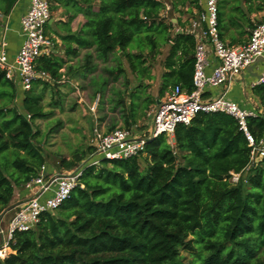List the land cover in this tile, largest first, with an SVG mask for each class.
Wrapping results in <instances>:
<instances>
[{
  "label": "trees",
  "instance_id": "16d2710c",
  "mask_svg": "<svg viewBox=\"0 0 264 264\" xmlns=\"http://www.w3.org/2000/svg\"><path fill=\"white\" fill-rule=\"evenodd\" d=\"M16 1L0 0V13L7 15ZM165 3L170 14H184L185 7L200 10L198 0L50 2L51 10L63 8L67 24L83 14L85 35L63 38L94 48V55H85V64L94 58L104 63L125 58L136 85L127 100L118 94L110 101L127 129L146 119L170 87L192 89L195 40L173 30L174 24H184L179 17L176 23L166 17ZM233 9L240 12L239 6ZM217 19L224 39L228 23L219 0ZM245 25L249 30L238 31L240 37L253 27L248 19ZM164 44L168 50L153 96L150 67ZM61 66L52 54L38 58L36 65L53 82ZM90 68L94 71L96 65ZM106 71L114 79L124 75L120 63ZM99 83L102 88L105 81ZM49 85L35 80L29 90L20 91L0 70V214L12 206L15 188L34 178L45 162L34 121L47 116L37 91ZM250 90L259 106L246 124L259 140L264 135V84ZM249 151L232 116L199 112L187 125L175 127L172 144L159 134L138 155L84 164L70 196L54 212H44L33 228L15 232L8 242L15 252L0 257V264H264V157L246 169ZM91 152L92 147L75 152L61 165L70 169ZM230 172L240 173L236 183L229 181Z\"/></svg>",
  "mask_w": 264,
  "mask_h": 264
},
{
  "label": "built area",
  "instance_id": "2783aa9c",
  "mask_svg": "<svg viewBox=\"0 0 264 264\" xmlns=\"http://www.w3.org/2000/svg\"><path fill=\"white\" fill-rule=\"evenodd\" d=\"M28 1L29 7L20 18L22 42L12 59H9L6 51L7 23H0V70L20 91L29 90L35 80L49 79V74L37 69L36 65L38 58L49 56L54 50V42L45 33V26L51 16L50 0ZM200 2V10L188 18L186 26L173 27L176 32L191 34L195 40L192 89L186 90L178 84L170 87L159 103L147 112L150 122L141 133L120 126L106 131L94 127L90 139L91 161L84 164L138 155L148 139L164 134L167 139L173 140L174 129L178 124L187 125L199 112L215 111L232 116L243 132L250 148L246 169L264 157V135L256 140L246 124V118L256 115L257 111L241 107L227 95L231 84L254 65L258 67V74L250 87L264 84V20L253 24L244 43L229 44L219 35L218 0ZM0 17L3 16L0 14ZM216 88L221 89L213 93ZM84 164L67 173L48 171L43 164L37 175L22 186L26 196L15 205L6 236H3L4 230L0 227V236L4 237L0 247L1 258L6 255L5 248L15 232L33 228L44 212H54L70 196L78 185ZM229 174V181L236 183L240 173Z\"/></svg>",
  "mask_w": 264,
  "mask_h": 264
},
{
  "label": "rangeland",
  "instance_id": "374dc122",
  "mask_svg": "<svg viewBox=\"0 0 264 264\" xmlns=\"http://www.w3.org/2000/svg\"><path fill=\"white\" fill-rule=\"evenodd\" d=\"M219 2L222 4L223 17L226 21L239 16V12L233 9L236 6H240L241 10L245 12H247V7L250 6L256 8L257 5H260L263 7L260 11L245 13V16L247 15L253 24L264 16V0H219ZM166 17L172 18L173 14L168 13ZM186 17H188L187 14ZM244 20V18L239 20L243 27L240 26V28H235V31H232L235 32V35L238 31L247 29L244 26L246 24ZM243 36H246V34L241 37ZM167 50L168 45L164 44L160 54L156 55V59L150 67L152 74V79L148 81L150 87H153V85L158 86L160 83L162 60ZM118 63L123 67L124 75H118L114 79L115 74H110L106 70L114 68ZM100 80L105 81L102 88L99 85ZM46 81L50 82V85L43 87L41 91L40 89L37 91L42 94L41 106L47 116L34 121L37 130L36 145L44 157V164L48 171L67 173L91 161L89 159L90 154L87 153L82 161L74 164L70 169L61 165L62 159L69 161L73 158L75 152L88 150L94 127L101 131H106L112 125L124 127L121 112L119 108L112 107L110 99L118 98L117 95L121 94L127 100V94L130 88L136 85V79L129 70L125 58L121 57L117 60L113 57L106 63L99 62L88 78L72 80L71 83H56L51 81L50 78ZM157 86L152 88L153 92L157 91ZM95 101V107L91 110L90 108ZM16 104L20 106L19 100L16 101ZM146 121L143 119L139 125L131 126L130 129L135 133H141L148 127ZM168 140L169 143H173L172 139ZM22 192V186L15 188L11 199L12 206L9 211L0 216V227L4 230L3 236H6V224L14 212L15 205L23 199ZM3 236H0V247L3 244ZM5 250L7 254L11 251V248L6 246ZM181 254L186 256L187 259L189 258L188 252L181 251Z\"/></svg>",
  "mask_w": 264,
  "mask_h": 264
},
{
  "label": "crops",
  "instance_id": "0c3cea01",
  "mask_svg": "<svg viewBox=\"0 0 264 264\" xmlns=\"http://www.w3.org/2000/svg\"><path fill=\"white\" fill-rule=\"evenodd\" d=\"M165 4L167 8H166V12L164 13L168 14L169 6L167 3ZM198 4L199 6L201 5L200 0H198ZM54 5L57 6V3L54 2ZM28 7H29L28 0H17L7 15H3L2 13H0L3 16V17H0V23L2 22L7 23L6 51L8 53L9 59H12L14 57L19 46L21 45L22 36L20 35V18L25 14ZM256 8L252 6L247 7V12L253 13L254 11L255 12L260 11ZM183 9L185 11V14L174 12L172 13L173 17L171 18V21L173 23H176V18L179 17L181 22L184 24V26H186L188 18L194 15L198 9L196 7H192L190 10L188 9V7H185ZM247 12L242 11L240 8L239 16L233 17L232 22L226 21L228 23V34L229 35H227L226 38H224L223 40H225L227 43L236 45V44H242L247 40L250 32L246 34V36H243V37H240L238 32H237V35H235V32H232V31H235V28H240L239 26L241 25V22L239 21L240 19L236 17H240L243 14L245 17L244 21H246V19L250 21L247 15L245 16V13ZM186 14L188 15V17H186ZM67 17L68 15L63 14V8L58 5V7L51 10L50 19L47 22V26L45 27L46 34L54 42V50H53L52 56L62 61V66L59 68L60 77L56 81V83H65V82L71 83L70 81L72 80H79V79L82 80L83 78H86V77L88 78L92 75V72H93L90 66L92 65L97 66V64L101 62L100 60H97L94 58L91 61H89L88 64H85L84 63L85 55L87 54L94 55V48L93 47H80L76 43L75 40L70 39V38H63V36H68L71 34H78L82 36L85 35L82 32L84 28L83 24L85 22V18L83 14L77 13L73 17V19L70 21L69 24H67ZM263 20H264V16L258 22L263 21ZM174 25L181 27V25H178V24H174ZM244 26L246 27L247 25H244ZM241 40L242 42H240ZM162 72H163V67H162ZM257 74H258L257 65L249 67L239 78L236 79L235 82L231 84L230 89L227 93L228 97L234 102L238 103L241 107L247 108V109H253L255 111L258 110L259 104H258L257 99L251 93L250 83L257 77ZM159 85L160 83L158 84V86L153 85V87L157 86L159 88ZM153 87L151 86L148 90L151 94L155 96L157 95L156 94L157 91L153 92V89H152ZM220 89L221 88H216L212 92L218 93ZM145 120H147L146 125H148L149 124L148 122H150L149 117H146ZM139 123L133 124L132 126H137L139 125ZM22 196L23 197L26 196V190H24V188H23ZM8 222L6 224V228H7Z\"/></svg>",
  "mask_w": 264,
  "mask_h": 264
},
{
  "label": "water",
  "instance_id": "95a60500",
  "mask_svg": "<svg viewBox=\"0 0 264 264\" xmlns=\"http://www.w3.org/2000/svg\"><path fill=\"white\" fill-rule=\"evenodd\" d=\"M159 101H160L159 99H156V103H157V104L159 103ZM9 209H10V207L7 208V209H5V210L0 214V216H1L3 213L7 212ZM10 252H11V253H14L15 251L11 250Z\"/></svg>",
  "mask_w": 264,
  "mask_h": 264
}]
</instances>
